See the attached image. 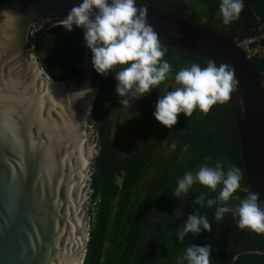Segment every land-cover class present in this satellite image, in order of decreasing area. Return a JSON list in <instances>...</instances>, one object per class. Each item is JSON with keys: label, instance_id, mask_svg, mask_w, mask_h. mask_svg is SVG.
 Segmentation results:
<instances>
[{"label": "water", "instance_id": "water-1", "mask_svg": "<svg viewBox=\"0 0 264 264\" xmlns=\"http://www.w3.org/2000/svg\"><path fill=\"white\" fill-rule=\"evenodd\" d=\"M80 2L0 0V11L15 16L10 26L8 14H0V264H83L86 259L89 165L95 159L90 115L99 83L89 48L81 78L56 80L31 45L33 27L59 24ZM137 5L145 9L161 45L233 68L236 86L229 105L243 166L250 191L259 192L264 202V69L240 41L243 30L230 36L169 6L143 0Z\"/></svg>", "mask_w": 264, "mask_h": 264}, {"label": "trees", "instance_id": "trees-1", "mask_svg": "<svg viewBox=\"0 0 264 264\" xmlns=\"http://www.w3.org/2000/svg\"><path fill=\"white\" fill-rule=\"evenodd\" d=\"M143 1L169 6L192 16L203 26L230 36L243 30L240 41L264 31V0H244L239 18L227 25L221 13L204 21L203 15L207 12L197 13L186 0ZM202 1L210 6L208 12L220 11V0ZM33 31L31 45L54 79L82 77L86 46L81 29L75 28L69 33L59 25L43 22L33 27ZM161 46L165 50L162 59L172 65V72L139 98L135 109L136 144L129 151L121 137L114 135V127L120 126L113 118L119 98L114 93V73L110 71L102 76L94 70L99 90L90 120L98 132L99 147L91 181L90 239L83 264H177L178 258L193 243L213 246L210 264H264V233L240 229L231 213L215 222V205L211 208L193 205V199L201 192L206 193V198L215 197L222 185L210 190L194 184L180 198L172 195L177 178L185 171L195 173L201 166H214L217 161L223 163L225 170L230 165L241 170L240 187L231 198H244L250 189L239 133L229 105L230 96L227 101L213 105L206 114L198 110L191 117L178 114V121L171 128L154 118L158 96L178 86L174 81L168 87L175 72L192 63L201 67L207 64L199 57ZM250 47L252 60L264 69V38ZM170 146L172 151L165 152ZM227 203L233 204L231 200ZM195 211L209 218L211 231L202 230L199 235L188 233L183 241L178 240L176 228Z\"/></svg>", "mask_w": 264, "mask_h": 264}, {"label": "clouds", "instance_id": "clouds-1", "mask_svg": "<svg viewBox=\"0 0 264 264\" xmlns=\"http://www.w3.org/2000/svg\"><path fill=\"white\" fill-rule=\"evenodd\" d=\"M244 8V0H220L219 10L224 24H230L239 18ZM14 22L13 13L4 10ZM66 32L75 28L83 31L85 46L91 52V64L95 72L107 76L114 73V93L120 97V103H127V96L143 97L153 86L165 81L172 72V65L162 59L165 50L161 46L158 34L146 20V12L137 0H81L73 5L59 24ZM251 55V54H250ZM117 66H120L117 69ZM233 68L221 63L219 66L209 60L206 66L197 63L182 67L175 72L178 85L165 95H159L153 112L161 125L171 128L178 121V114L191 117L195 110L207 113L213 105L229 99L236 86ZM90 89V93L93 89ZM241 170L230 165L225 170L222 162L214 166L204 165L193 173L185 171L177 178V186L172 194L180 198L188 193L194 184H200L210 190L222 185L215 197L206 198L201 192L193 205H215L214 221L219 222L226 213L236 219L237 227L264 233V202L259 192L249 191L238 204L227 203L240 187ZM212 225L206 215L197 211L187 216L182 225L176 228V237L183 241L188 233L199 235L202 230L211 231ZM213 251L211 244L188 246L177 264H210Z\"/></svg>", "mask_w": 264, "mask_h": 264}, {"label": "rangeland", "instance_id": "rangeland-1", "mask_svg": "<svg viewBox=\"0 0 264 264\" xmlns=\"http://www.w3.org/2000/svg\"><path fill=\"white\" fill-rule=\"evenodd\" d=\"M187 2H189L192 6L193 9L197 12V13H203L204 11H206L207 13L203 15V20H207L208 18H213L214 16H218L220 14V11H215V12H208L209 9V5L204 3L202 0H186ZM32 39L34 37V31L32 30ZM34 49V48H33ZM258 49H261V47L259 46ZM35 51V50H34ZM120 66H117V69ZM81 80H79L80 82ZM175 81L174 78H171L168 82V87L169 85L171 86L173 84V82ZM95 86V84H94ZM177 87V86H176ZM120 97L118 98L117 101V106L115 107L114 110V114H113V118L116 122L119 123V127L115 126L114 128V135L117 136L119 135L121 137L123 146L126 148L127 151L131 150L133 148V146L136 144V129H137V125L135 124V119H136V113H135V109L138 107L139 104V97L137 96H131L128 95L127 96V103L121 104L120 103ZM91 125V124H90ZM91 132H92V144H93V151L91 153L92 155V159L93 157H95L96 153H97V138H96V133L94 131V128L91 125ZM173 149V146H170L168 148H165V152H171ZM94 166V159L91 160L90 159V165H89V187H90V198H91V209L93 207V202H92V186L90 185L91 182V177L93 174V167ZM232 201L233 204H238L240 201V198H231L230 199ZM179 204L180 200H179ZM92 218V216H91Z\"/></svg>", "mask_w": 264, "mask_h": 264}, {"label": "built area", "instance_id": "built-area-1", "mask_svg": "<svg viewBox=\"0 0 264 264\" xmlns=\"http://www.w3.org/2000/svg\"><path fill=\"white\" fill-rule=\"evenodd\" d=\"M263 38H264V31L259 36L246 38V39L242 40L241 42L246 47V49L249 51V53L251 54L253 52L252 48L250 47L251 44L254 42H259Z\"/></svg>", "mask_w": 264, "mask_h": 264}, {"label": "bare ground", "instance_id": "bare-ground-1", "mask_svg": "<svg viewBox=\"0 0 264 264\" xmlns=\"http://www.w3.org/2000/svg\"><path fill=\"white\" fill-rule=\"evenodd\" d=\"M48 84H50V83H48Z\"/></svg>", "mask_w": 264, "mask_h": 264}]
</instances>
